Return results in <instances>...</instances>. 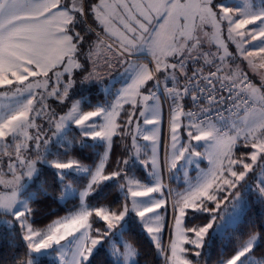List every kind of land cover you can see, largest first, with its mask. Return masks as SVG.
Segmentation results:
<instances>
[{"label":"snow or ice","instance_id":"obj_1","mask_svg":"<svg viewBox=\"0 0 264 264\" xmlns=\"http://www.w3.org/2000/svg\"><path fill=\"white\" fill-rule=\"evenodd\" d=\"M248 45L264 53V0L242 6L228 0H0V185L7 189L0 192V228L11 237L9 246L19 247L18 238L26 249V258L14 257L13 264H42L53 254L59 264H140L137 243L124 239L134 227L164 264H200L203 249L251 207L245 193L254 191V203L264 207V164L254 186L242 183L264 160V63L257 67L249 59L257 53ZM143 54L148 63L139 62ZM240 57L260 75L259 86L236 63ZM118 67L122 87L111 101L94 104L93 96L109 91L105 75L114 79L111 70ZM160 93L170 101V148L158 156L153 127L142 136L151 141V156L141 155L139 118L144 125L160 123L159 104H149ZM50 102L67 111L60 115ZM124 105L131 111L121 122ZM116 137H130L131 144L109 172ZM193 141L211 149L210 167L194 182L186 179L184 191L168 190L173 224L165 247L160 210L169 204L157 169L179 170L181 162L199 168L205 154ZM88 148L103 149L91 165L84 163ZM240 148L245 151L237 158ZM76 150L79 157L71 154ZM133 164L145 170L147 183L129 174ZM70 175L86 183L74 188ZM109 182L124 193L121 207L89 203ZM70 195L79 203L66 216L46 230L33 227L38 196L66 203ZM229 198L232 212L218 218L214 213ZM188 210L208 213V222L188 226ZM260 215L259 230L249 231L218 264H264V254L255 255L264 248ZM249 224L255 229V221Z\"/></svg>","mask_w":264,"mask_h":264},{"label":"trees","instance_id":"obj_2","mask_svg":"<svg viewBox=\"0 0 264 264\" xmlns=\"http://www.w3.org/2000/svg\"><path fill=\"white\" fill-rule=\"evenodd\" d=\"M229 3H234L231 1ZM90 21V17L88 18ZM264 54V53H261ZM102 55H112L111 53L104 52ZM147 59V57H140V59ZM245 69V68H244ZM253 80V83L258 85V75L247 67L245 69ZM112 71V75L114 79H110L107 75H105V88L109 89V91L105 92L103 90L99 91L92 98V102L95 104L99 99L103 102L105 99L111 101L113 99V94L117 89L120 88L122 84V78L117 73L122 72L123 68L118 67ZM107 70H105V73ZM103 74V73H102ZM51 75V73H50ZM259 86V85H258ZM95 91V90H94ZM52 103V102H50ZM52 106L56 109L57 113L62 115L67 111V108H63L62 106H58L55 103H52ZM131 111L130 105H124V111L121 112V116L119 117L121 122L126 121L127 113ZM75 134V126H73V132L69 133L71 137ZM89 143L91 141L89 140ZM125 144H131V138L125 137L122 141L119 137H116L114 140L113 148L111 151L110 165L116 164L118 159H123L126 156L124 147ZM243 150L238 149V155H241ZM96 151H102L100 149H92L88 148L84 151L83 156L87 157L84 159V163L93 164L97 161V156L95 155ZM72 155L80 156V152L78 150L72 151ZM5 160L7 157L4 158ZM132 171H137L143 176L144 170L135 167V164L129 165ZM49 179H51L49 177ZM73 181L79 184V186H83L86 183V180L83 177H74L69 176L67 181ZM32 190H35V185H32ZM51 191V189H50ZM55 195H59V190L55 191ZM256 200V195L250 194V204L251 207L246 209L242 218L238 221L235 226H230L226 229L223 234L216 235L213 244L209 247L208 252L205 255V259H207L208 264H214L220 261L221 258H228L234 254L235 249L242 244L244 240L247 239L248 233L251 230H259L261 220V213H264V207L261 205L254 203ZM91 204L104 203L105 201L111 202V204L115 207L114 209H119L121 205L124 203V194L119 191V189L115 186H112V182H109V186L103 188L102 192L96 196L95 198H89ZM79 200L77 196H71L67 199L66 203H61L57 200L51 198H45L43 196H38L37 202H34L31 206L36 209L35 215L33 216V220L35 223L33 227L36 229L45 228L49 226L56 218L66 214L69 209H72L74 206L78 205ZM255 221V229L249 224V220ZM102 225V223H100ZM125 238L127 240H131L137 243V246L140 250L139 261L140 264H164L163 258L158 257L153 245L147 238L146 233L142 232L139 227H134L131 231L125 232ZM11 239L7 235V230L4 228H0V264H13V258L17 257L19 259H25L24 253L26 249L21 244L20 240L17 238L15 243L19 245V247L9 246L8 241ZM264 254V248L258 249L255 253L256 256H260ZM102 258L98 257V259ZM42 264H58V262L51 256L44 257L42 260Z\"/></svg>","mask_w":264,"mask_h":264},{"label":"rangeland","instance_id":"obj_3","mask_svg":"<svg viewBox=\"0 0 264 264\" xmlns=\"http://www.w3.org/2000/svg\"><path fill=\"white\" fill-rule=\"evenodd\" d=\"M231 1H234V3H230V4H233V5H237L238 4V5H241V6L245 2V0H228V2H231ZM129 2H131V0H129ZM249 2L258 3V0H249ZM249 27H252V26H249ZM255 43H257V42H255V41L252 42V44H255ZM234 48H235V45H231L230 46V51L234 50ZM247 48H248L249 51H254V52L257 53V55H254L253 57H249V59L253 60L254 63H256L257 67L259 66V64L264 63V54L259 53L258 49L253 48L252 45H248ZM213 50H215L214 46H213ZM141 57H147V59H142L141 58L139 60L140 63H148L149 60L151 59V57L148 56L147 54H143V55H141ZM236 63L239 64V67L242 68V69H244V68L246 69V67H247L249 70H251L248 67V62L246 60H243L242 57L237 59ZM262 71H264V70H262ZM258 79H259L258 80V82H259L258 85H259L260 81H261L260 75H258ZM120 87H122V84H121ZM153 103H157L160 106V123L158 125H156V126L144 125L143 124V118L140 117L139 118V127H140L141 132H140V135H139V138H138V143H139V146L141 148V155H144L145 153H147L148 156H151V153H152L151 141H144L142 136H143L144 133L150 132L153 129V127H155L156 130H157L156 135H157L158 156L163 157L165 148L166 147L170 148V132H169V104H170V101L168 99H166V97H165V95L163 93H160V99L158 101H149L150 105L153 104ZM132 128H133V130H135V124L132 125ZM182 139L184 140V142H186V140H187L186 134L183 135ZM192 143L196 144V147H197L198 151H200L201 153L205 154V158L200 160L199 168H197V166L195 164L184 165V163L181 162V166L179 167V170H173L172 172H169V170L167 168L163 167V166L158 167V169H157V171H162L163 182L167 186L166 189H165V198L168 200V204H169L167 212H165L163 209L160 210L161 214L165 216V222H166V225H167L165 227V229H164V232H163L162 238H161L162 239V243H163V245L165 247H167V245L169 244V240H170V237L172 235L171 226L173 224V218H172V213H171L172 197L168 195V190L169 189L172 190L173 195L175 194V192L184 191L185 188L187 187V184L185 182L186 179H191L194 182L199 170L202 169V170L206 171L210 167L206 157H207V152L211 151V149L208 148L207 145L203 144V142H200L199 144H197V142L193 141ZM102 151H103V149H102ZM244 151L245 150H243V152ZM110 156H111V153H110V155L108 157V160H107V162L105 164V169H106V171H109V172L112 171L113 169H115V167H116V164L110 165V158H111ZM235 156L237 158H240V157H242V154L238 155V152L236 151ZM246 162H250V160H248ZM261 164H264V160L258 161L257 165L254 166V171L249 173L248 176L246 177V182H242V183L251 184V185L254 186L258 182V179L260 178V172H261L260 165ZM135 167H139V168L143 169L139 164H135ZM238 170H240V169H238ZM185 171H187V173H188L187 178L185 177ZM129 174L134 176V177H136V178H138V179H140L142 183H147L148 179H150V178H146L145 170H144L143 176H141L140 173H138L135 170L130 172ZM5 178H8V177H5ZM67 182L71 183L74 188L82 187V186H79V184L76 183V182H73V181H70V180L67 181ZM2 191H7V189L3 188V186L0 185V192H2ZM250 194L255 195V192L253 191V192L245 193L246 199H247L249 204H250ZM154 195H156L157 198H159L158 194H154ZM224 195H225V193H221L220 194L221 198ZM71 196L72 195H70L69 197H71ZM230 199L231 198H229V200H224L221 203L220 210L218 212L214 213L215 215L218 216V218L221 217V216L227 218L228 214L232 212ZM89 203H90V201H89ZM102 204L106 205V206H109L112 209L115 208L111 204V202H108V201H105ZM129 207H131L130 200H129ZM209 207H215V205L214 204H209ZM67 214H68V212L66 214L56 218L54 221L59 220L61 217H64ZM243 214L237 215L235 220H234V222L230 226H235L238 223V221L242 218ZM208 219H209V214L208 213H195V214H193L191 210H188V217L186 219V223H187L188 226L203 225V224L208 222ZM217 222L219 223L220 220L218 219ZM101 226L102 225L100 223L94 224V227H101ZM230 226H228V227H230ZM47 228H48V226L45 227V228H40V229L41 230H46ZM226 229H225V231H226ZM225 231H223V232H221V233H219L217 235L223 234ZM210 232H211V230H210ZM124 239H126L125 238V234H124ZM62 243H64V242H62ZM208 249H209L208 246H206L203 249L202 256L200 258V264H208L207 259H205V255L208 252ZM70 255L71 254L69 253V259H70ZM51 257H53L59 264V260L54 254ZM218 262H216L214 264H218Z\"/></svg>","mask_w":264,"mask_h":264},{"label":"built area","instance_id":"obj_4","mask_svg":"<svg viewBox=\"0 0 264 264\" xmlns=\"http://www.w3.org/2000/svg\"><path fill=\"white\" fill-rule=\"evenodd\" d=\"M248 77H249V80H251V81L253 82V80H252V78L250 77V75H248Z\"/></svg>","mask_w":264,"mask_h":264}]
</instances>
